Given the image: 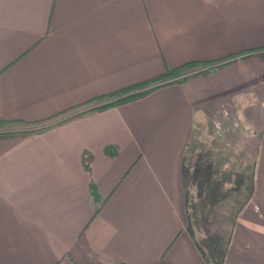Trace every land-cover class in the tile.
Returning <instances> with one entry per match:
<instances>
[{
    "label": "crops",
    "instance_id": "crops-1",
    "mask_svg": "<svg viewBox=\"0 0 264 264\" xmlns=\"http://www.w3.org/2000/svg\"><path fill=\"white\" fill-rule=\"evenodd\" d=\"M188 62L140 97L0 136V264H264V0H0V119ZM204 148L217 195L195 232L185 157Z\"/></svg>",
    "mask_w": 264,
    "mask_h": 264
},
{
    "label": "trees",
    "instance_id": "trees-1",
    "mask_svg": "<svg viewBox=\"0 0 264 264\" xmlns=\"http://www.w3.org/2000/svg\"><path fill=\"white\" fill-rule=\"evenodd\" d=\"M202 65L200 62H188L186 64L181 65L178 68H174L171 70H167L166 72L144 80L142 82H138L129 86H126L124 88L115 90L113 92L107 93V94H103L94 98H91L85 102L76 104L74 106H71L57 114H54L52 116H49L47 118L41 119V120H36V121H24L21 119H0V136H8V135H24V134H28V133H37L40 132L52 125L58 124L60 122H63L65 120H68L70 118L79 116L81 114L90 112L92 110L95 109H102L105 107H108L110 105H114L120 102H124V101H128L137 97L142 96L143 94H145L148 90H150L151 88H153L156 85H160L163 84L165 82H163V80L165 79H169L171 77H175L179 74H183L186 72H189L191 70L196 69L198 66ZM170 81V80H168ZM112 99V100H111ZM103 102V103H102ZM98 103V105L95 106H90L93 104ZM76 111V113L69 115L68 117L64 118V119H60L58 121H55L65 115H68L72 112ZM55 121V122H52ZM51 122V123H50ZM49 123L48 125H43ZM41 125V126H39ZM32 127V128H30ZM30 128V129H28ZM105 152L108 155H115L117 153V151L115 150V148H113V146H106L105 147ZM88 156L86 158H84V164L86 166V168H88ZM90 193L92 195V197L94 198L96 196L95 191L93 189V187L90 188ZM223 194V192H222ZM220 193V195H222ZM218 195V196H220ZM217 196V197H218ZM203 205V203H201V206ZM205 207H209L212 205V202L207 200V203L205 204Z\"/></svg>",
    "mask_w": 264,
    "mask_h": 264
},
{
    "label": "rangeland",
    "instance_id": "rangeland-1",
    "mask_svg": "<svg viewBox=\"0 0 264 264\" xmlns=\"http://www.w3.org/2000/svg\"><path fill=\"white\" fill-rule=\"evenodd\" d=\"M222 153L223 152L221 151V149L215 150V154L217 157L222 155ZM212 155V149H189L185 157L186 172L184 173V182L186 185L187 200L189 203L190 226H193L195 232H197L195 223L197 222L196 218L198 216V209L205 208L207 200L212 199L214 197V194H216L215 190L213 189L214 186L212 187L211 184L214 180L210 178V180H207L205 182V180L201 179L204 173L208 177H211L212 175ZM223 155H225V153ZM225 170L227 171L228 169L225 168ZM222 172L223 169H221L220 173H218L219 176L222 175ZM224 174L226 175L228 173L224 172ZM224 186L227 188L230 187L227 183ZM201 203H203L202 206ZM198 204L201 207L197 209Z\"/></svg>",
    "mask_w": 264,
    "mask_h": 264
}]
</instances>
